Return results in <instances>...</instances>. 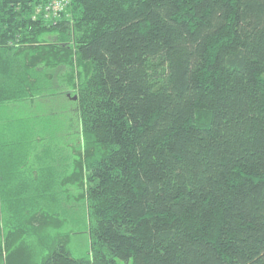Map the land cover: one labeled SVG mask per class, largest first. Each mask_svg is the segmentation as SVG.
I'll return each mask as SVG.
<instances>
[{
	"label": "trees",
	"instance_id": "obj_1",
	"mask_svg": "<svg viewBox=\"0 0 264 264\" xmlns=\"http://www.w3.org/2000/svg\"><path fill=\"white\" fill-rule=\"evenodd\" d=\"M47 3L0 0V264H264V0Z\"/></svg>",
	"mask_w": 264,
	"mask_h": 264
},
{
	"label": "rangeland",
	"instance_id": "obj_2",
	"mask_svg": "<svg viewBox=\"0 0 264 264\" xmlns=\"http://www.w3.org/2000/svg\"><path fill=\"white\" fill-rule=\"evenodd\" d=\"M68 114V113H67ZM70 115V114H69ZM77 116V111L75 110L74 106L71 108V117L74 118ZM34 175H40V172H37L36 170L32 171ZM35 181L39 180V178L35 177ZM74 230L78 233L74 234L71 239V250H72V255L76 257H82L85 255V252L90 246V239L89 235L87 232L83 231V225L77 224L74 227ZM118 264H132L131 261L126 262L123 260H118Z\"/></svg>",
	"mask_w": 264,
	"mask_h": 264
},
{
	"label": "built area",
	"instance_id": "obj_3",
	"mask_svg": "<svg viewBox=\"0 0 264 264\" xmlns=\"http://www.w3.org/2000/svg\"><path fill=\"white\" fill-rule=\"evenodd\" d=\"M70 0H48L47 5L44 6L46 12L59 15L69 5Z\"/></svg>",
	"mask_w": 264,
	"mask_h": 264
},
{
	"label": "water",
	"instance_id": "obj_4",
	"mask_svg": "<svg viewBox=\"0 0 264 264\" xmlns=\"http://www.w3.org/2000/svg\"><path fill=\"white\" fill-rule=\"evenodd\" d=\"M76 98V97H75Z\"/></svg>",
	"mask_w": 264,
	"mask_h": 264
}]
</instances>
